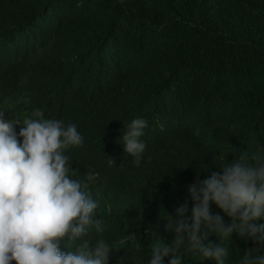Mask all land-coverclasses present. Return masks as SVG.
Instances as JSON below:
<instances>
[{"label":"trees","instance_id":"1","mask_svg":"<svg viewBox=\"0 0 264 264\" xmlns=\"http://www.w3.org/2000/svg\"><path fill=\"white\" fill-rule=\"evenodd\" d=\"M0 112L77 125L84 142L66 154L76 178L99 174L102 235L120 248L109 264H147L149 231L174 241L168 217L187 204L190 221L188 187L221 171L217 157L264 148V0H0ZM136 117L148 121L139 167L119 143ZM230 247L228 264L264 255L235 233Z\"/></svg>","mask_w":264,"mask_h":264},{"label":"clouds","instance_id":"2","mask_svg":"<svg viewBox=\"0 0 264 264\" xmlns=\"http://www.w3.org/2000/svg\"><path fill=\"white\" fill-rule=\"evenodd\" d=\"M147 127V119L133 118L119 138L136 167L146 151L142 137ZM83 142L75 123L43 115L14 122L0 112V264H109L110 253L120 249L102 235L105 220L98 217L99 203L90 191L99 174L90 171L76 178L77 169L66 154ZM246 153L232 163L217 157L221 171L188 187L193 202L190 221L184 204L176 208L175 217H168V227L176 233L173 242L165 243L149 231L153 242L147 264H165L169 256L167 264H184V252L196 264L204 259L228 264L234 233L264 244V223H256L264 219V148ZM107 165L114 167V158L109 156ZM212 204L230 218L229 223L212 213ZM210 235L219 242L205 243ZM128 240L135 237L128 235ZM61 244L69 251L62 252ZM259 253V247L246 249L237 264H264Z\"/></svg>","mask_w":264,"mask_h":264}]
</instances>
